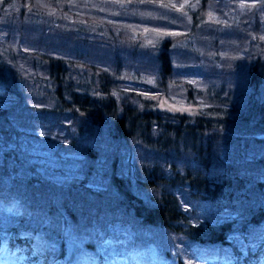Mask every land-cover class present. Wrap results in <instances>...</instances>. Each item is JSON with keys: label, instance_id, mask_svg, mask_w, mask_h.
Wrapping results in <instances>:
<instances>
[{"label": "trees", "instance_id": "obj_1", "mask_svg": "<svg viewBox=\"0 0 264 264\" xmlns=\"http://www.w3.org/2000/svg\"><path fill=\"white\" fill-rule=\"evenodd\" d=\"M94 1L102 3L101 17L79 15L88 9L84 0H0V103H6L0 104V225L11 220L0 226V255L25 254L26 264H77L78 244L94 252L120 227L136 233L135 250L154 246L179 259L184 247L190 264H207L212 250L230 253V264H264V49L255 43L248 58L212 63L215 81L204 93L183 87L189 97L200 93L209 108L194 116L172 113L125 94L122 85L145 68L153 82L172 85L180 55L190 52L187 36L149 44L114 30L105 17L117 9L136 23L142 14L132 12L147 13L151 4ZM206 1L194 12L156 9L164 20L189 16L193 27L206 29L201 41L215 44L210 36L221 31L203 13ZM16 34L36 49L13 50L1 41ZM238 35L251 40L246 30ZM39 96L49 107L29 104ZM18 118L65 129L71 146L78 142L84 180L58 184L28 163L18 147ZM97 166L105 187L95 191L85 182ZM14 204L9 217L5 209Z\"/></svg>", "mask_w": 264, "mask_h": 264}, {"label": "rangeland", "instance_id": "obj_2", "mask_svg": "<svg viewBox=\"0 0 264 264\" xmlns=\"http://www.w3.org/2000/svg\"><path fill=\"white\" fill-rule=\"evenodd\" d=\"M143 1L151 4V9L147 13L132 12L134 15L142 14L140 20L136 23H130L129 15L117 9L113 14L106 15L105 20L114 24V30L143 38L152 45L156 41H163L168 36H187L190 52H182L180 55L178 60H180L181 68L176 69L177 72L173 78L174 83L172 85L163 87L159 82H153L151 72L146 68L143 70L138 69L137 71H133V69V72H130L133 74L132 77L126 78L122 85V90L128 95L136 94L143 99L150 98L160 108L168 109L172 113L194 116L201 109L208 107L207 104L209 102L204 97H200V93L194 92V95L189 97L183 87L188 85V89L201 90L204 93V89H208V85L213 84L215 81L213 75L217 71L210 69L212 63L220 66L227 65L231 59L248 58L250 53L254 52L253 47H256V45L264 49V0H207L203 13L207 12V16L219 26L221 31L210 36V38L213 37L216 40L215 44H210L209 41L206 43L201 41L202 37L200 34L208 35H206V29H200L197 26V28L193 27L192 18L189 16L184 15L185 18L183 19L173 20H168L165 16L166 20H164L160 18V13L158 12L160 7H169L182 11L186 6L188 7L187 9L194 12L201 7V0ZM101 4H96L94 0H84V5L88 7L87 11L84 8L76 11L83 18L87 15L98 18L101 17L100 8H103ZM81 5L83 4L81 3ZM254 6L256 7L255 12H247V10H252ZM157 7L159 8L156 9ZM70 10L76 12L73 9ZM256 16L259 19L258 26L255 23ZM86 22L88 23V21ZM237 28L240 29L238 34L244 35L246 30L251 40L246 43L242 39L244 36L240 37L237 31H233V29ZM230 30H232L234 38L228 33ZM1 37V41L5 37L6 44L13 50L17 49L25 52L36 49V46L29 44L27 41L22 42L17 34L10 42L7 40L6 35ZM174 60L176 61V57ZM39 99L29 98V104L34 106L35 109L44 105L49 107L50 104H48L46 99L42 97ZM0 104L2 106L6 105L5 102ZM22 110L20 115H24L25 119H27L28 111L26 109ZM18 120L17 128L21 133V136H18V147H20L28 163L38 165V170L43 173L44 177L58 184L74 179L78 181L84 180L86 171L85 168L83 169L84 160L82 153L77 148L78 142L75 141L74 145L71 146L73 139L69 137L65 129L48 128L35 120H27L25 122L19 118ZM102 164L100 163V165ZM85 184L95 191L105 187V181L102 179V171L99 170V166L86 179ZM16 209V204L10 208L8 207L5 209L6 215L12 217V215H15ZM224 215L225 219H232L231 216H233L227 211L224 212ZM10 223V218L5 219L4 224L0 226L6 227ZM111 233L112 238L109 237L103 244H94L96 250L94 252L86 251L78 244L81 250V259H78L76 263L86 264L85 259H90L91 261L89 260L88 264H131L129 262V258H131L133 264H178L180 260L187 262L185 259L189 255L191 256V253L185 250L184 247H182L181 252L185 254L179 259L175 252L166 257L154 246L135 250L134 247H137L133 246L135 232L132 230L129 232L128 229L126 231L125 228L119 227L112 229ZM72 244L73 241L68 242L71 250L74 247ZM207 254V264H230V260H228V257L231 256L230 253L221 255L217 251L208 250ZM25 258V254L16 255L15 253L5 252L0 255V264H26ZM101 258L102 261L100 262ZM187 263L190 264V262Z\"/></svg>", "mask_w": 264, "mask_h": 264}]
</instances>
